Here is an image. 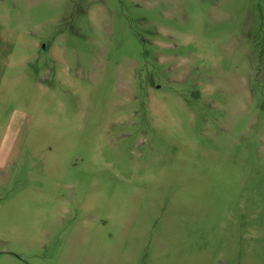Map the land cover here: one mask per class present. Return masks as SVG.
I'll use <instances>...</instances> for the list:
<instances>
[{"label": "rangeland", "instance_id": "374dc122", "mask_svg": "<svg viewBox=\"0 0 264 264\" xmlns=\"http://www.w3.org/2000/svg\"><path fill=\"white\" fill-rule=\"evenodd\" d=\"M87 225L264 264V0H0V264H92L41 244Z\"/></svg>", "mask_w": 264, "mask_h": 264}, {"label": "crops", "instance_id": "0c3cea01", "mask_svg": "<svg viewBox=\"0 0 264 264\" xmlns=\"http://www.w3.org/2000/svg\"><path fill=\"white\" fill-rule=\"evenodd\" d=\"M86 234H81L78 239H69L66 244L60 246L59 243L55 244V238L53 235H46L49 238L46 241L41 242L42 246H46L48 251L51 250L54 255L57 251L68 257L81 258L82 260L88 261L92 264H100L103 259L108 261L117 260L119 257L126 256L127 251L125 250L122 242H117L115 244H110L109 246H104L102 241H100L96 235H88V231L92 230L93 226H86ZM63 249V251H62ZM7 252H11V249H6Z\"/></svg>", "mask_w": 264, "mask_h": 264}]
</instances>
